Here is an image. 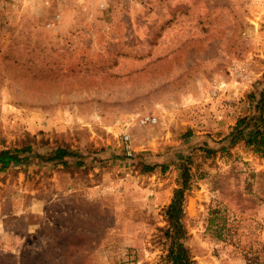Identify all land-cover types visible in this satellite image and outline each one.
I'll list each match as a JSON object with an SVG mask.
<instances>
[{
    "label": "rangeland",
    "instance_id": "rangeland-1",
    "mask_svg": "<svg viewBox=\"0 0 264 264\" xmlns=\"http://www.w3.org/2000/svg\"><path fill=\"white\" fill-rule=\"evenodd\" d=\"M262 91L264 0H0V149L76 155L0 173V264H167L184 160L194 263L264 264V157L201 148Z\"/></svg>",
    "mask_w": 264,
    "mask_h": 264
},
{
    "label": "trees",
    "instance_id": "trees-1",
    "mask_svg": "<svg viewBox=\"0 0 264 264\" xmlns=\"http://www.w3.org/2000/svg\"><path fill=\"white\" fill-rule=\"evenodd\" d=\"M243 143L253 148L255 152L264 157V91L261 92L254 103V108L249 113L240 116L231 125L227 134L218 140L203 141L201 148L206 157L220 150ZM43 139H36L35 135L26 134L16 145L0 149V173L19 163H27L31 159L44 162L57 163L64 168L74 165L70 160L75 159V154L66 146L44 147ZM76 164H81L77 157ZM154 164L145 163V171L154 169ZM189 166L186 160L181 162V185L173 190L170 202L165 209L167 226L164 231L168 240L166 247L167 264H195L189 256L188 249L183 243L185 231L182 224L184 215L185 191L189 177Z\"/></svg>",
    "mask_w": 264,
    "mask_h": 264
},
{
    "label": "built area",
    "instance_id": "built-area-1",
    "mask_svg": "<svg viewBox=\"0 0 264 264\" xmlns=\"http://www.w3.org/2000/svg\"><path fill=\"white\" fill-rule=\"evenodd\" d=\"M137 120L140 124H153L157 121V118L155 115L152 114H142L138 116ZM128 137V134L124 135L125 139H128Z\"/></svg>",
    "mask_w": 264,
    "mask_h": 264
}]
</instances>
